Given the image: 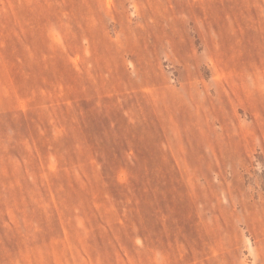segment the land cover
<instances>
[{
	"label": "rangeland",
	"instance_id": "374dc122",
	"mask_svg": "<svg viewBox=\"0 0 264 264\" xmlns=\"http://www.w3.org/2000/svg\"><path fill=\"white\" fill-rule=\"evenodd\" d=\"M0 264H264V0H0Z\"/></svg>",
	"mask_w": 264,
	"mask_h": 264
}]
</instances>
